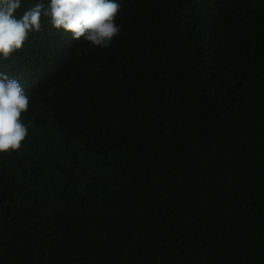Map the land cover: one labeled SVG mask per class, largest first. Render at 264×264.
<instances>
[{"label": "trees", "instance_id": "16d2710c", "mask_svg": "<svg viewBox=\"0 0 264 264\" xmlns=\"http://www.w3.org/2000/svg\"><path fill=\"white\" fill-rule=\"evenodd\" d=\"M117 2L107 48L42 16L0 58V264H264V0Z\"/></svg>", "mask_w": 264, "mask_h": 264}, {"label": "clouds", "instance_id": "9594fccd", "mask_svg": "<svg viewBox=\"0 0 264 264\" xmlns=\"http://www.w3.org/2000/svg\"><path fill=\"white\" fill-rule=\"evenodd\" d=\"M121 5L117 0H50L45 7L36 3L17 18L21 0H0V58L18 53L30 33L41 30V17L49 18L52 28L83 38L93 46L107 48L120 32L115 23ZM29 106V95L20 77L0 71V153L17 151L28 134L21 115Z\"/></svg>", "mask_w": 264, "mask_h": 264}]
</instances>
